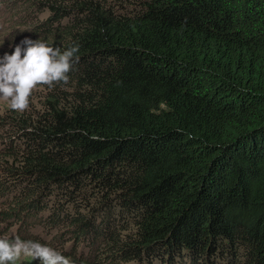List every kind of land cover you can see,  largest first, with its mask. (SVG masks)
I'll return each mask as SVG.
<instances>
[{"label": "trees", "instance_id": "obj_1", "mask_svg": "<svg viewBox=\"0 0 264 264\" xmlns=\"http://www.w3.org/2000/svg\"><path fill=\"white\" fill-rule=\"evenodd\" d=\"M0 8L22 40L79 47L0 118V223L98 264H264V0Z\"/></svg>", "mask_w": 264, "mask_h": 264}, {"label": "clouds", "instance_id": "obj_2", "mask_svg": "<svg viewBox=\"0 0 264 264\" xmlns=\"http://www.w3.org/2000/svg\"><path fill=\"white\" fill-rule=\"evenodd\" d=\"M78 51V46L61 52L40 39L22 40L10 55L5 53L0 58V101L13 111H26L39 86L51 88L68 82ZM22 256L38 259L41 264H71L69 258L38 241L22 240L18 235L0 238V264H16Z\"/></svg>", "mask_w": 264, "mask_h": 264}, {"label": "rangeland", "instance_id": "obj_3", "mask_svg": "<svg viewBox=\"0 0 264 264\" xmlns=\"http://www.w3.org/2000/svg\"><path fill=\"white\" fill-rule=\"evenodd\" d=\"M1 4V0H0ZM1 9V8H0ZM3 13V10H0V16ZM7 18L0 17V58L3 57L5 53L11 54L14 50L15 45L20 44L22 37L18 32L12 30L11 26L8 25ZM23 47V45H21ZM6 103L0 101V118L4 117V113L7 111ZM14 198L6 196L0 190V211H8L11 208V205ZM12 222L0 223V238L9 237L13 238L17 233H24L27 230L28 226L24 225H15L11 227ZM33 233L38 234L37 241L41 244L52 247L53 249L60 252L65 257L69 258L71 264H98L100 261L97 258V254L89 250H84L83 248L76 247L72 242H68L63 246L54 240L55 234H48L42 232L40 228L33 230ZM32 259L28 256H22L21 260ZM33 260V259H32ZM38 263H41L38 259H35ZM133 264V263H132Z\"/></svg>", "mask_w": 264, "mask_h": 264}]
</instances>
